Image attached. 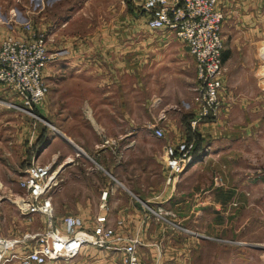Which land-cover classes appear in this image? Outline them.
<instances>
[{
	"label": "crops",
	"instance_id": "0c3cea01",
	"mask_svg": "<svg viewBox=\"0 0 264 264\" xmlns=\"http://www.w3.org/2000/svg\"><path fill=\"white\" fill-rule=\"evenodd\" d=\"M1 2L6 1L0 0L3 7ZM218 7L225 13L222 58L226 56L229 93L224 87L222 118L202 122L198 130L206 138L212 136V143L231 138L241 144L247 139L253 160L249 165L260 170L264 150L260 152L256 142L257 136L264 137V92L259 82L264 74V0H219ZM12 9L7 7L6 17L0 18V41L23 33ZM76 20L72 16L60 22L59 66L53 63L44 71L47 82L56 86L46 103L59 108L55 120H50L57 132L47 131L46 144L32 157L52 165L56 182L59 178V191L55 185L49 192L55 219L76 216L94 227L98 217H106V225L124 239L114 248L137 239L142 264H147L148 253L149 264H206L208 258L215 264H264L261 241L246 237L224 243L221 215L227 204L232 215L255 210L256 203L264 201V194L256 196V186L264 193V178L233 179L231 194L225 196L221 189H209L206 180L188 177L189 170L202 165L194 159L167 183L166 145L154 137L151 124L164 128L163 142L177 144L192 128L197 70L188 46L169 34L159 36L148 26V16L132 21V29L127 27V13L102 20L86 37L71 28ZM57 34L47 37L51 40ZM48 47L55 50L51 44ZM130 55L135 59L131 65ZM145 90L152 97V116L146 119ZM8 94L0 84V98L12 100ZM161 112L165 116L158 121ZM215 128L223 131L213 136ZM232 155L234 169L250 168L240 165L243 152L233 150ZM240 234L235 229L231 238ZM211 247L215 253L209 255Z\"/></svg>",
	"mask_w": 264,
	"mask_h": 264
},
{
	"label": "built area",
	"instance_id": "2783aa9c",
	"mask_svg": "<svg viewBox=\"0 0 264 264\" xmlns=\"http://www.w3.org/2000/svg\"><path fill=\"white\" fill-rule=\"evenodd\" d=\"M218 2L144 0L143 4L150 29L173 33L188 46L193 57L197 70L194 86L196 112L190 121L193 129L202 122L218 120L223 110L221 28L225 13L218 7ZM21 30L24 34L9 35L0 41V83L18 97L21 104L10 103V106L32 114L50 93L44 71L50 64L58 62L59 52L48 47L46 33L37 30L30 22L24 23ZM154 128L157 137H164L162 128ZM192 149L187 142L165 147L164 158L169 171L167 183L174 182L191 163ZM19 185L24 191L18 199L20 213L42 215L47 225L43 231L27 233L22 238L0 236V264H46L71 259L87 245L123 249V264H141L137 249L140 242L132 239L127 245L114 248L124 239L106 225V217H98L94 227H87L83 219L76 216L64 217L59 222L55 219L49 195L57 185L52 165L31 162Z\"/></svg>",
	"mask_w": 264,
	"mask_h": 264
},
{
	"label": "rangeland",
	"instance_id": "374dc122",
	"mask_svg": "<svg viewBox=\"0 0 264 264\" xmlns=\"http://www.w3.org/2000/svg\"><path fill=\"white\" fill-rule=\"evenodd\" d=\"M1 2L3 7H0V18L4 19L7 15V7H12V13L14 18L19 25H23L26 22H30L37 30L45 32L47 34H54L57 32L58 36L49 40L48 45L55 49L54 51L59 52V24L67 21V18L74 16L77 20L72 23L71 28L78 31L81 37H86L88 33L93 31L102 20H109L116 16H126L130 19L129 29H132V21L137 18L145 17L147 15L144 12L143 4L144 0H5ZM9 5V6H6ZM5 7V8H4ZM62 15V17H60ZM18 26V25H17ZM154 31V30H153ZM159 36L167 34L171 38L176 36L171 32H165L157 30L155 31ZM161 32V33H160ZM169 34V35H168ZM50 36V35H49ZM177 38V37H176ZM175 38V40H177ZM132 38H129V46ZM264 45V43H261ZM129 65L131 62H135L134 55L129 56ZM56 66H59V60L56 62ZM176 72L178 69L174 64ZM228 70L224 65V87L225 91L229 93L227 89ZM264 74L259 78V82L264 92ZM56 80V79H55ZM58 82V80H56ZM134 81V80H133ZM146 81V79H145ZM49 81L48 84L52 89L54 84ZM2 84V83H0ZM194 84V80H193ZM192 84V85H193ZM196 84V83H195ZM4 85V84H2ZM195 86V85H193ZM5 87V85H4ZM188 87V86H187ZM6 91L9 92L10 101H4L0 98V236L5 238H22L27 233L41 232L46 228L47 220L42 215L25 216L20 213L19 209V197L24 195V191L19 185V181L25 174L31 162H34L33 156L36 152H40L41 148L45 143V133L57 132L55 124L50 120H55L56 114L59 113V108L49 106L46 102L49 96L41 103L34 111L28 113L24 110L10 106V103H17L21 106L18 97L10 92L6 87ZM190 89V87H188ZM192 89V86H191ZM190 89V92L192 90ZM50 92H53V90ZM50 94V93H49ZM188 94V93H187ZM12 95V96H11ZM190 95V94H189ZM187 95V96H189ZM227 95V93H226ZM225 99V96H223ZM227 97V96H226ZM145 105L148 103V110L144 113L145 119L152 116L151 113V91L145 90ZM185 98V97H184ZM223 99V104H224ZM46 104L49 111L46 110ZM175 108V107H174ZM175 109H178L177 107ZM223 112V110H222ZM222 114L218 120L222 118ZM165 116L164 112L158 114V121ZM186 116V115H185ZM192 116L194 113L192 112ZM157 117V118H158ZM184 118V117H183ZM52 120V121H53ZM151 120V119H150ZM161 127L164 131V137H157L154 133V127ZM230 126V125H229ZM153 135L159 140L160 145H172L175 142H163L166 139V133L162 126L158 123L151 124ZM199 127V126H198ZM190 128L189 131L185 130V138L179 140L180 142H187L192 145L193 159H196L197 163L202 165L195 169L189 170L191 179H204L207 181L209 189H221V192L225 196H229L232 190L233 179H247L248 177H262L264 178V168L255 170L249 165L250 156L248 154L247 139H241V144L237 141H233L231 138H220L214 139L212 143L211 137L208 134L204 137L203 133L198 129ZM222 132V128H215L212 135H218L216 132ZM211 134V129H209ZM230 132V130H229ZM261 136V135H260ZM198 138L201 140L200 149L198 147ZM249 140V139H248ZM177 144V142L175 143ZM213 144V145H212ZM253 144V143H252ZM256 145L258 150L261 152L264 150V137L258 138ZM236 145V146H235ZM165 146V147H166ZM212 146V147H211ZM238 146H240L238 148ZM243 152L244 158L240 162V165L248 166L246 169H234L232 151ZM263 156V155H262ZM258 156L257 158H262ZM263 159V158H262ZM257 161V159H256ZM258 162V161H257ZM190 163V164H191ZM256 165V164H255ZM187 172V171H186ZM57 177V175H56ZM59 178L57 182V190L59 191ZM261 187L256 186V196L263 195ZM246 195V193H243ZM256 203L255 210L241 214H231L230 204L224 206L226 209H222V219L224 221V243L232 244L242 238H248V240H254L264 245V201ZM240 205L237 203L235 207L238 208ZM238 219V220H237ZM248 219L249 224L245 225L243 222ZM215 219L209 222L210 231L213 230V224ZM235 221L237 223L235 224ZM59 222V221H58ZM240 229V237L231 238L232 231ZM182 229L189 233L190 230L182 227ZM227 233V234H226ZM216 236V235H213ZM221 238V237H218ZM228 238V239H227ZM239 239V240H238ZM34 244V241H33ZM23 251V249H21ZM215 253L214 248L209 249V255ZM159 253H161L159 251ZM260 254L264 255V251H259ZM146 257V263L152 262V258ZM160 257V256H159ZM124 250H116L113 248H99L93 245L85 246L81 252H79L74 258L71 259H58L50 261L46 264H123ZM140 258V257H139ZM141 260V259H140ZM149 262V263H148ZM206 264H215V260L208 258L204 261ZM142 264V262H141ZM200 264V263H196Z\"/></svg>",
	"mask_w": 264,
	"mask_h": 264
},
{
	"label": "trees",
	"instance_id": "16d2710c",
	"mask_svg": "<svg viewBox=\"0 0 264 264\" xmlns=\"http://www.w3.org/2000/svg\"><path fill=\"white\" fill-rule=\"evenodd\" d=\"M225 59H226V56L223 57V61H225ZM200 142H201V140L198 138V141H197L198 147H197V149H200Z\"/></svg>",
	"mask_w": 264,
	"mask_h": 264
}]
</instances>
